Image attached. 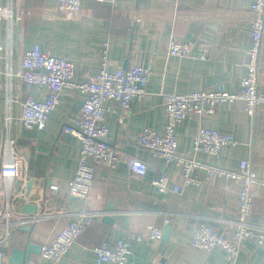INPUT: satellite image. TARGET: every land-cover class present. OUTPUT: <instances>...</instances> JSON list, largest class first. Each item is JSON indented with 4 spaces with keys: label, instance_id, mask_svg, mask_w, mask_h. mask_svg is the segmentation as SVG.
<instances>
[{
    "label": "crops",
    "instance_id": "0c3cea01",
    "mask_svg": "<svg viewBox=\"0 0 264 264\" xmlns=\"http://www.w3.org/2000/svg\"><path fill=\"white\" fill-rule=\"evenodd\" d=\"M252 0H118L116 6L82 0L84 16H70L58 10L59 0H0V6L12 12L0 18V170L13 152L23 158L21 173L13 178L0 174V250L7 253L9 264L14 247L25 248L28 241L40 246L52 242L69 223L70 216L60 214L75 210L79 203L68 193L69 182L79 162L81 141L67 132L81 113L85 94L78 90L63 92L45 128L22 126V101L28 93L39 97L43 89L27 90L19 75L25 49L39 42L54 55L76 63L75 80L96 75L103 55L109 68H128L134 64L150 67L147 93L134 98L123 110L110 103L106 114L109 143L125 157L143 159L145 176L130 173L126 163L109 171L97 164L90 209L97 213L77 243L60 263L45 260L40 252L31 254L25 264H95L93 247L113 245L121 238H131L132 254L128 264H264V247L245 242L235 260L215 249L210 253L192 246L195 230L208 222L225 231L223 220L236 216L238 186L222 177L209 178L202 170L201 179L183 193H160L152 180L161 174L170 177L171 187L183 182L181 165L156 157L137 144L144 127L163 132L166 122L164 94L190 92L221 83L237 91L246 73L245 49L249 43L251 21L247 15ZM192 43L188 57L168 52L171 40ZM259 83L264 89V37L260 52ZM210 127L231 134L235 145H226L219 154L194 153L192 142L200 127ZM178 151L195 155L209 163L236 168L242 159L253 162L257 174L264 175V107L249 116L242 101L218 105L214 115L203 119L186 118L177 126ZM13 140L10 149L7 140ZM92 162V160H90ZM58 190H50L51 184ZM230 183L231 187L226 188ZM30 184V189L27 185ZM29 191V195L27 192ZM9 202L16 212L25 203L38 205V213L55 214L30 226L6 227L2 213ZM111 207V208H109ZM249 221L264 224V187L256 188ZM162 229L170 226L168 240L138 241L147 225Z\"/></svg>",
    "mask_w": 264,
    "mask_h": 264
},
{
    "label": "built area",
    "instance_id": "2783aa9c",
    "mask_svg": "<svg viewBox=\"0 0 264 264\" xmlns=\"http://www.w3.org/2000/svg\"><path fill=\"white\" fill-rule=\"evenodd\" d=\"M116 6L118 0H94ZM82 0H59L58 10L70 16H84ZM247 15L251 21L249 43L245 49L246 73L240 80L237 91L227 90L221 83L209 88L190 92H169L164 94L166 122L163 132L144 127L137 138V144L146 148L156 157L182 166L183 182L171 187L170 177L161 174L152 180L154 188L160 193L170 190L183 193L191 184H199L201 179L194 175L195 170H202L211 179L222 177L238 186V210L232 219L223 220L225 231L219 230L208 222H202L195 230L192 246L210 253L215 249L222 250L230 260H235L245 242L253 241L264 247V224L251 223L249 217L253 211L256 188L264 187V175L257 174L254 164L249 159H242L238 167L228 168L215 165L178 151L177 126L186 118L203 119L217 112L219 104L242 101L249 116H254L257 109L264 107V89L259 83L260 52L264 37V0H252ZM12 12L0 6V18H10ZM192 43L184 40H171L168 52L172 56L188 57ZM76 63L62 56L45 51L39 42L24 50L19 72L27 90L33 87L42 88L43 94L36 97L28 93L22 101L21 124L26 129L45 128L52 112L60 102L66 90H78L85 94L81 113L77 119L65 127V130L81 141L78 166L69 182L68 193L79 205L75 210L61 212L70 216L69 223L50 243L42 245L40 255L45 260L62 262L69 250L77 243L84 230L93 222L96 212L90 209L92 187L96 165L103 164L109 171L120 163H126L130 173L143 177L148 170L147 163L138 157H125L109 143V128L106 114L110 103L117 102L123 110L130 108L134 98L146 95L152 74L150 67L134 64L128 68H109L108 58L103 55L99 72L83 81L75 80ZM13 140H7V146ZM233 135L223 133L215 128L200 127L193 138L194 153L203 152L217 155L229 144L235 145ZM92 160V162H90ZM23 158L14 154L1 166L0 174L4 178H13L21 173ZM231 184L227 183L226 188ZM58 184H51L50 190H58ZM16 212L6 203L2 219L6 227L4 239L12 233L10 226L33 225L55 214H19L11 220ZM146 234L136 236L138 241H158L162 238V229L149 224ZM131 236L121 238L113 245L101 243L93 247L95 264H128L132 254ZM7 253L0 250V264H5ZM79 264H84L80 262Z\"/></svg>",
    "mask_w": 264,
    "mask_h": 264
},
{
    "label": "water",
    "instance_id": "95a60500",
    "mask_svg": "<svg viewBox=\"0 0 264 264\" xmlns=\"http://www.w3.org/2000/svg\"><path fill=\"white\" fill-rule=\"evenodd\" d=\"M27 188L30 189V184L27 185ZM27 195H29V191L27 192ZM111 208V207H109ZM39 207L38 205L36 206L35 204L31 203H25L22 209V212L25 214H30V213H38ZM26 230L30 229V226L24 227ZM170 232V226H165L162 234V239L164 241L168 240ZM42 246L28 241L26 243L25 248H17L14 247L11 250V255L9 259V264H25L27 261L30 260L31 254H36L41 251ZM163 264H168L166 261L162 260Z\"/></svg>",
    "mask_w": 264,
    "mask_h": 264
}]
</instances>
